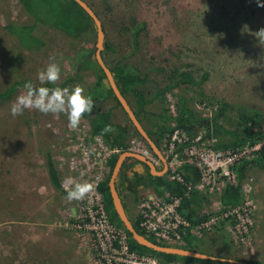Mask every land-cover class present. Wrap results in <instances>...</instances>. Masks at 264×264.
I'll use <instances>...</instances> for the list:
<instances>
[{"label": "rangeland", "instance_id": "obj_1", "mask_svg": "<svg viewBox=\"0 0 264 264\" xmlns=\"http://www.w3.org/2000/svg\"><path fill=\"white\" fill-rule=\"evenodd\" d=\"M86 1L105 19L106 40L114 47L113 52H107L109 61L114 63L128 55L127 62L151 80L145 85L150 96L155 94V85L170 82L174 67L186 69L193 64L197 78L207 74L200 86L184 84L169 92L165 103L170 112L172 101L175 112H179L182 97L197 116L213 120L220 104L227 102L231 106L217 119L218 123L237 130L240 108L246 107L260 112L257 124L264 130V37L256 35L264 28V7L258 6L257 0ZM133 17L147 22L137 51L125 31ZM10 20L24 24L33 21L21 0H0V91L25 79L40 85L38 71L53 62L61 68L57 83H62L74 75L78 54L84 48L96 47L97 39H79L43 26L37 30L46 40V47L41 51L21 50L16 60V38L5 27ZM82 75V79L64 88L79 86L87 95L96 75L92 69ZM25 91L21 85L9 99L0 102V264L115 261L112 240L119 244L120 237L112 236L114 227L101 208L95 207L97 195L93 192L94 183L110 171L109 146L102 136L92 134L90 120L84 115L75 128L66 113L42 114L30 108L13 117L11 105ZM115 104L113 99L100 102L102 109H111L116 120L128 121ZM148 108L153 115L146 125L162 124L159 101ZM207 129L201 127L199 133L206 134ZM49 152L63 190L52 181ZM155 160L161 166V160ZM67 177L91 185L84 199L66 198ZM243 184L254 205L251 244L235 242L227 230L228 238L212 230L202 238L203 250L215 256L264 263V166L254 164ZM151 191L142 190L139 200L128 193L131 216L140 214L141 199ZM219 199L218 194H210L209 200L195 205L196 212L213 213L220 205Z\"/></svg>", "mask_w": 264, "mask_h": 264}, {"label": "trees", "instance_id": "obj_2", "mask_svg": "<svg viewBox=\"0 0 264 264\" xmlns=\"http://www.w3.org/2000/svg\"><path fill=\"white\" fill-rule=\"evenodd\" d=\"M21 1L24 9L33 21L30 24H24L10 20L6 24L5 27L16 38V45L17 47L19 46V48L15 47L16 54L13 56L14 59H19V52H21V50L41 51L46 47V40L37 30L43 26L63 31L66 34L79 39L86 37L93 38L94 40L97 39V26L93 17L87 13V11H85V9L76 0ZM96 13L102 20L107 36L105 19L98 11H96ZM146 26V20L133 17L131 24L127 27V30H125L126 32L128 31L131 36L135 51H137L140 46V35L145 30ZM108 51L113 52L114 47L105 38V46L102 50V55L106 64L111 68L121 92L128 99L137 117L142 122L149 135L160 147L165 136L172 132L175 128H182L192 136H195L198 134L201 127H207L208 129L205 136H210L211 133L216 135L218 138L217 146L224 149L236 148L238 146L245 145L246 143H255L264 138V130L257 124V117L260 115V112L256 109H249L246 107L240 108L238 122L239 128L237 130H229L217 122V119L220 116H223L228 107L231 106L227 102L220 104L218 113L213 120L207 117H201L200 115L197 116V114L187 106L182 97L180 98L181 107L179 108L178 114L174 115L170 112L165 103V100L167 99L166 96L169 92L177 86L184 84L200 86L207 79V74L204 76L201 75L197 78L196 68H194L193 64H189V67L186 69L179 66L174 67L171 70L170 82L164 86L155 85V94L150 96L149 92L145 89V85L151 82L148 75L141 74L136 67L127 62L128 55H124L120 59H117L114 63H111L107 56ZM76 60L77 64L75 66L74 75H70L64 82H56L55 84L45 85H36L31 79L15 82L5 90L0 91V102L9 99L14 91L21 85H24L27 81H31L36 87L46 86L49 88H64L72 81L82 79V73L85 70L92 69L96 75V81L93 83L92 88L86 96H90L94 103H100L102 101L106 102L109 99H113L116 103L115 107L121 108L125 112L128 120L126 122L116 120L111 111L105 112V114H100L99 112L95 113L92 110L91 113L83 114L90 120L92 134L95 136H102L106 144L109 146V149L112 150L107 159L110 171L105 178L99 181L97 190L101 193V202L103 203V209L108 215L109 221L116 227L123 229L126 232L130 248L137 250L141 254L150 253L169 263H261L259 261L252 262L239 258H236L241 260L238 262L221 259L213 261L210 258H200L181 254H167L147 248L146 246L139 244L135 238H133L132 233L126 228L115 209L110 191L109 179L119 153L129 150L130 141L133 137L139 136L142 139L144 138L140 135L134 124H132L128 113L125 111L123 105L111 87L107 74L96 58V47L95 49L84 48L78 54ZM156 101H159L162 106L163 111L159 114V117L163 122L162 124H156L150 127L146 125V120L153 115V112L149 110L148 105ZM134 133L136 134L135 136ZM117 149L118 151H115ZM47 163L52 181L59 189L63 190L59 170L50 152L47 154ZM254 164L264 166V148L259 151L256 158L251 160L243 159L237 165L240 182L243 181L247 171L251 169ZM182 168L185 179L187 181L196 182L200 176L197 168L189 163H184ZM117 188L136 229L145 234L151 240L161 244L168 243L158 240L154 235L145 231V229L141 226L142 217L140 214L135 217L130 215L127 199L128 193H130L136 200L140 199L141 191L147 188L152 189L159 194H164L169 190L172 193L181 196L179 211L193 226L208 219L210 216L209 213H197L195 208V205H200L202 201L209 200V196L207 194L194 189L189 195H186L185 188L179 182L170 181L163 175L160 176L153 174L150 166L137 158L131 157L124 162L120 175L117 179ZM220 202L223 209H226L229 206H238L242 204L244 202L242 186L240 184H227L220 193ZM228 222L229 219L227 218L220 219L219 222L214 225L213 232L216 234H223L224 237L228 238L227 233L225 232ZM184 236L188 244L182 247L204 251L205 242L202 238L193 236L189 231L185 233Z\"/></svg>", "mask_w": 264, "mask_h": 264}, {"label": "built area", "instance_id": "obj_3", "mask_svg": "<svg viewBox=\"0 0 264 264\" xmlns=\"http://www.w3.org/2000/svg\"><path fill=\"white\" fill-rule=\"evenodd\" d=\"M170 94L168 93L167 96ZM174 106L172 101V113L177 115ZM217 142L216 136H205L199 132L192 136L182 128H175L165 136L160 147L168 161L166 178L170 181L179 182L185 188L186 195L197 189L208 196L218 194L219 198L227 184H240L244 194V202L238 206H229L226 209L222 208L220 202L218 209L209 213L208 219L193 226L179 211L181 196L169 190L164 194H159L153 190L145 195L140 203L141 226L145 231L169 245L182 247L188 244L184 236L188 231L195 237L203 238L207 232L213 230L214 225L220 219L227 218L229 222L226 225V230L231 234L233 240L241 245L251 244L254 205L249 194L246 193L243 181L240 182L239 180L237 165L243 159L256 158L259 151L264 148V138L255 143H246L229 149L218 147ZM129 150L144 154L154 163L157 162L155 158L160 159L148 143L139 136L131 139ZM110 151L112 152V150ZM184 163L195 166L199 171L200 176L196 182L185 179L182 168ZM99 181H96L93 187V192L97 195L95 207L98 209L99 206L108 218L101 202V193L97 190ZM89 202L91 201L89 200ZM111 224L114 227V230L111 231L112 236L120 237V243L112 240L115 261L110 258L103 261V264H178L177 262H166L150 253L141 254L137 250L131 249L126 232L116 227L112 222Z\"/></svg>", "mask_w": 264, "mask_h": 264}, {"label": "water", "instance_id": "obj_4", "mask_svg": "<svg viewBox=\"0 0 264 264\" xmlns=\"http://www.w3.org/2000/svg\"><path fill=\"white\" fill-rule=\"evenodd\" d=\"M76 1L85 9V11H87V13H89L93 17V19L96 23V26H97L96 58H97L98 62L100 63V65L103 67L105 73L107 74V77H108V80L110 82L111 87L113 88L117 98L119 99V101L123 105L125 111L128 113L132 124H134V126L137 128L140 135L146 140V142L148 143L150 148L154 151V153L164 163V167L162 169H159L158 166L156 165V163H154L152 160H150L148 157H146L142 153L134 152V151H130V150H125V151H122L119 153L117 160H116V163H115V166L113 168V171H112V173L110 175V179H109V186H110V191H111L113 203H114L115 209H116L119 217L121 218V220L125 224L126 228L132 233L133 238H135V240L139 244L144 245L147 248H150V249H153L155 251L162 252V253H167V254H181V255H188V256L200 257V258H207V257H203L204 255L213 256L212 254H209L207 252L195 250L192 248H184L181 246H174V245L161 244V243L155 242V241L151 240L150 238H148L145 234L139 232L136 229L132 219L130 218V216H129V214H128L125 206H124L122 197H121V195L118 191V188H117V179L120 175V172H121V169L124 165V162L128 158H131V157L137 158V159L145 162L146 164H148L150 166L151 172L153 174L162 176L168 170V161H167V158L162 153L160 146L149 135L146 128L144 127L142 122L137 117L134 109L132 108V106L129 103L126 96L121 92L120 87H119V85H118V83L114 77V74H113L111 68L106 64V62L103 58L102 50L104 49V46H105L106 33H105V29H104L101 18L96 13L94 8L86 0H76ZM108 111H111V109L110 108L105 109V112H108ZM216 257H217V259H221L222 256H216ZM223 258H224L223 260H230L233 262L241 261V260H238L236 258H227V257H223ZM255 264H261V263H255Z\"/></svg>", "mask_w": 264, "mask_h": 264}, {"label": "clouds", "instance_id": "obj_5", "mask_svg": "<svg viewBox=\"0 0 264 264\" xmlns=\"http://www.w3.org/2000/svg\"><path fill=\"white\" fill-rule=\"evenodd\" d=\"M257 5L264 7V0H257ZM257 36L264 37V28H261ZM61 76V68L56 63H49L43 70L38 71L37 80L40 85L55 84ZM26 90L23 94L16 97L15 102L11 105L10 113L13 117L20 116L26 109H36L42 114L66 113L71 127L79 125L83 114L91 113L94 107V101L90 96L83 94V89L79 86L69 90L68 88H49L46 86L36 87L31 81L23 85ZM110 130V129H108ZM69 185L66 198L69 201L82 200L90 192L91 185L88 183L74 182L71 177L65 178L64 181ZM215 261V255H204ZM224 258L221 257V260Z\"/></svg>", "mask_w": 264, "mask_h": 264}, {"label": "flooded vegetation", "instance_id": "obj_6", "mask_svg": "<svg viewBox=\"0 0 264 264\" xmlns=\"http://www.w3.org/2000/svg\"><path fill=\"white\" fill-rule=\"evenodd\" d=\"M93 111L96 113V112H99L100 114H105V109H102V107L100 106V103H94V107H93ZM161 160V159H160ZM164 167V163L163 161L161 160V166H159L158 168L159 169H162ZM166 174V173H165Z\"/></svg>", "mask_w": 264, "mask_h": 264}]
</instances>
